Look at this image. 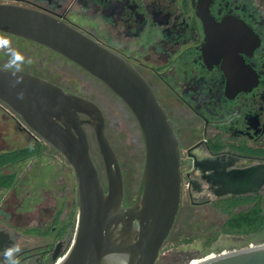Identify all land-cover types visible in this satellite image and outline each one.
<instances>
[{
    "label": "flooded vegetation",
    "instance_id": "obj_1",
    "mask_svg": "<svg viewBox=\"0 0 264 264\" xmlns=\"http://www.w3.org/2000/svg\"><path fill=\"white\" fill-rule=\"evenodd\" d=\"M0 3L23 5L62 20L127 60L151 84L175 124L182 151V204L170 239L176 232L188 231L190 225L197 224L195 221H213L212 216L227 221L229 212L238 214L255 208L261 209L264 216V0H0ZM7 36L12 47L32 60L23 72L99 105L121 165L116 143L124 144L125 134L132 143L129 151L141 161L142 168L141 129L118 96L50 49L24 38ZM8 59L7 52L0 51L1 67ZM0 118L6 127H0L2 154L14 150L6 138L8 131L12 136L14 124L18 133L30 136L2 102ZM87 130L93 157L102 172L94 133L90 128ZM52 153L60 156L53 150ZM12 166L0 168V174L13 173L8 171ZM237 174L249 177L244 185L232 181ZM15 185L0 191L11 192ZM7 198L0 201V227L17 235L9 237V246L17 245L20 249L14 259L18 264L52 261L54 253H61L64 244L62 227L23 232L7 227L3 221L14 225L36 221L34 212L23 211V201L11 203ZM135 199L136 196L128 200L126 194V205ZM71 207L78 209L77 196ZM50 221L55 224L62 220L57 213ZM3 253L0 252V262L4 260Z\"/></svg>",
    "mask_w": 264,
    "mask_h": 264
},
{
    "label": "water",
    "instance_id": "obj_2",
    "mask_svg": "<svg viewBox=\"0 0 264 264\" xmlns=\"http://www.w3.org/2000/svg\"><path fill=\"white\" fill-rule=\"evenodd\" d=\"M0 32L44 46L106 85L134 114L144 161L135 201L126 205V181L95 102L35 75L0 71V102L35 142L58 153L72 169L78 214L71 246L53 264H157L182 204V151L175 124L138 69L73 26L40 10L0 3ZM0 68H2L0 66ZM23 93V99L18 98ZM87 128L95 136L102 172ZM232 181L244 185L247 174ZM16 233L0 227V252ZM2 237V238H1ZM264 264V244L223 252L188 264Z\"/></svg>",
    "mask_w": 264,
    "mask_h": 264
},
{
    "label": "rangeland",
    "instance_id": "obj_3",
    "mask_svg": "<svg viewBox=\"0 0 264 264\" xmlns=\"http://www.w3.org/2000/svg\"><path fill=\"white\" fill-rule=\"evenodd\" d=\"M0 127L6 129L5 125L1 122V118ZM7 133L8 136L6 137L5 130V137L10 141L9 145L11 149H20L34 144V141L30 137L18 133L15 124L12 129V136L9 135L10 131ZM124 137V144L119 145L116 143V148L122 161L127 199L132 200L136 196L142 168L139 167L141 161L129 151L132 148L130 136L124 134ZM8 171L15 172L18 175V182L11 192L0 191V201L5 200L6 197H8L7 199L11 203H15L16 200L23 201V211L34 212L36 214V221H22L23 223L18 225L9 223V221L3 222L6 223L7 227L19 232L37 228L40 230L49 229L51 231L54 226L58 228L63 226L68 227L64 236H62L64 244L61 254H65L71 246L76 226V221L73 226H70L68 219L71 212L73 213L72 216L78 214V209L71 207L72 202L76 201L77 196L76 179L72 169L62 157L54 156L52 150L49 149L43 156L14 165ZM57 213H59V219L62 221H56L53 224V221L50 220ZM211 218L213 221H195L197 224L190 225L188 231L176 232L169 240L166 245L167 249L163 250L164 254L162 255L172 252L173 248L178 246V251H182L184 255L192 257V260H200L208 256L219 255L223 252H232L250 247L251 245L264 244L263 231L255 237L221 235L214 244L208 245L207 241L212 232L224 222L220 221L218 217L212 216ZM38 219L43 221H38ZM184 240H191V242L184 243ZM197 262L193 261V264Z\"/></svg>",
    "mask_w": 264,
    "mask_h": 264
},
{
    "label": "trees",
    "instance_id": "obj_4",
    "mask_svg": "<svg viewBox=\"0 0 264 264\" xmlns=\"http://www.w3.org/2000/svg\"><path fill=\"white\" fill-rule=\"evenodd\" d=\"M49 149L50 147L46 144L36 142L28 147L2 153L0 154V168L7 165H16L22 161L40 157ZM16 180L17 174L15 172L0 174V188H12L15 185ZM229 215L230 218L227 221L222 222V224L217 226V229L212 232L207 241L208 245L214 244L221 235L253 237L264 231V216L262 215V210L259 208L247 210L246 212H240L238 214L229 212ZM75 216L76 214L71 217V221L69 223L70 226L75 224ZM67 228L68 227L65 226L62 227L61 236H64ZM189 242H191V240H184V243ZM177 248L178 246L174 247L172 252L165 255H162L164 254V251H162L157 264H188L192 260V257L184 255L183 252L178 251ZM166 249L167 248L165 247L164 250ZM46 264H53V262L49 261Z\"/></svg>",
    "mask_w": 264,
    "mask_h": 264
},
{
    "label": "clouds",
    "instance_id": "obj_5",
    "mask_svg": "<svg viewBox=\"0 0 264 264\" xmlns=\"http://www.w3.org/2000/svg\"><path fill=\"white\" fill-rule=\"evenodd\" d=\"M0 51H6L9 55V59L5 64H3L2 68H0V71L11 72L14 77H17L15 83H22L23 78L19 77L17 74L23 72L26 64L32 63L31 58L26 57L20 51L12 47V41L7 34L3 33H0ZM18 98L23 99V93H21ZM19 251L20 249L17 245H13L12 247L5 249L3 253L4 260L0 262V264H18V261L14 259V255Z\"/></svg>",
    "mask_w": 264,
    "mask_h": 264
}]
</instances>
